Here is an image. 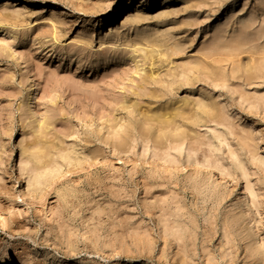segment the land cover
Segmentation results:
<instances>
[{"label": "rangeland", "instance_id": "rangeland-1", "mask_svg": "<svg viewBox=\"0 0 264 264\" xmlns=\"http://www.w3.org/2000/svg\"><path fill=\"white\" fill-rule=\"evenodd\" d=\"M51 9L63 43L89 45L56 44L36 23ZM2 16L31 25L0 26V264H264V67L230 57L264 53V0H0ZM145 37L178 50L152 66L102 47Z\"/></svg>", "mask_w": 264, "mask_h": 264}, {"label": "bare ground", "instance_id": "bare-ground-1", "mask_svg": "<svg viewBox=\"0 0 264 264\" xmlns=\"http://www.w3.org/2000/svg\"><path fill=\"white\" fill-rule=\"evenodd\" d=\"M186 1V0H184ZM50 10H48L46 13L48 14ZM101 16L102 17H106V16H110V15H118L119 13L123 12V8L122 6H120L117 10L114 11H110L109 9H101ZM113 12V13H112ZM45 11L41 14L44 15L46 14ZM52 14L50 17H42L39 20L36 21V23H39V25L41 26H45L48 27L50 30H52L53 33V41L58 44V45H66L67 43H63L61 41L60 38V34H61V27H63V22L62 19L63 16L66 15V13L64 11H56L54 9H51V13ZM139 15V13H138ZM137 15V16H138ZM17 17H21L20 14L16 15ZM136 20V19H135ZM25 24V25H24ZM24 24H19V21L17 20V18L15 16H2V18L0 19V26H9L14 30L19 29L20 27H25V26H30L31 24L29 23H24ZM160 39H162V37H157L155 39H152V37H145V38H141L140 40H138L137 42H134L132 44H127L126 46L121 45V44H115V43H103L102 47L104 48H108V50L116 52L119 48L121 47H126L127 49L131 50L132 54L134 55H138L136 56V58H141L142 61L144 62H149L152 66H154L156 63L158 62H163L164 59L167 58V54L168 51H177L178 50V45H174L172 46V48H168V46H166V42H162L160 41ZM69 44V43H68ZM75 45L78 47H87L89 44L83 40V39H79L76 40L74 42H71L69 44V46ZM247 54L250 57V61H252L253 64L260 63L263 64L264 67V53L261 54H255L253 52H248V51H243L242 49L239 48L236 49V51L234 53H232L230 55L232 62L235 63H240L242 56ZM191 57H195L194 54H192ZM258 57V58H255ZM202 61L205 59L204 57L201 58ZM185 74V71L182 73V75ZM153 78H159L161 77V74L158 73H152ZM182 107H189V102L188 101H184L182 102ZM198 108L201 111H204L205 113L209 114L211 112V109L208 106L203 105L202 103H198L197 104ZM181 107V108H182ZM181 108H179L178 110H182ZM31 157L33 160H35L38 164L42 163V161L44 160V156H42L40 153L39 154H35L34 152L31 153ZM68 159V158H67ZM43 170H46V167L42 168ZM242 169V168H241ZM60 174L56 173V171L53 170H47L45 172H37L31 179H30V189L31 190H38L39 192L42 191H47L48 188L51 187L52 183L54 182V180H56Z\"/></svg>", "mask_w": 264, "mask_h": 264}]
</instances>
